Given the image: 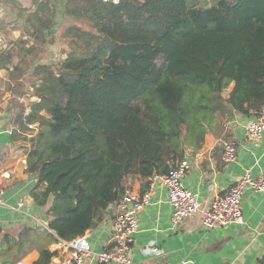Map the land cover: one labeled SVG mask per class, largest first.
Instances as JSON below:
<instances>
[{"label":"trees","instance_id":"trees-1","mask_svg":"<svg viewBox=\"0 0 264 264\" xmlns=\"http://www.w3.org/2000/svg\"><path fill=\"white\" fill-rule=\"evenodd\" d=\"M52 1L27 18L28 53L47 52L57 12L87 18L95 31L73 28L58 68L40 61L31 77L23 64L9 69L11 121L13 138L31 144L37 204L53 197L50 228L71 240L104 220L131 177L145 180L144 192L187 147L201 148L220 116L264 109V0H56L53 9ZM21 48L14 43L5 61ZM50 257L43 251L36 264Z\"/></svg>","mask_w":264,"mask_h":264},{"label":"crops","instance_id":"crops-1","mask_svg":"<svg viewBox=\"0 0 264 264\" xmlns=\"http://www.w3.org/2000/svg\"><path fill=\"white\" fill-rule=\"evenodd\" d=\"M42 2L48 0H0L1 83H7L6 74L12 68V62L5 61V56L11 52L17 39L23 36L28 16ZM52 2L48 3V7L53 9L58 4ZM27 26L30 28L29 22ZM11 97L8 90L3 97L0 96V188L4 189L3 203L0 204V264H36L43 251L51 253L44 264H59L62 256L59 243L62 239L50 228L51 217L47 213L53 197L46 206H39L33 195L37 176L28 171L25 162L31 144L13 138ZM31 99L41 100L36 96ZM41 113L48 116L45 111ZM254 118L255 115L239 113L232 117L220 116V125L206 135L201 148H186L185 158L189 160L190 167L184 184L198 194L203 207L227 192L247 170H251L254 177L264 172V133L259 139H253L247 132V126ZM31 128L33 135L25 133L29 138L39 132V122L32 124ZM226 141L234 142L237 147V157L230 163L222 157ZM144 181L139 176L131 177L129 190L143 194L150 187L149 180L143 192ZM109 209L104 220L84 234L92 245V253L84 264H116L99 263L96 256L113 246L117 204ZM243 213L244 224L206 230L198 214L174 226L167 188L158 182L151 191L150 203L140 214L139 228L129 252L130 264H179L184 260L193 264H258L264 256V191L245 190ZM150 245L156 251H149Z\"/></svg>","mask_w":264,"mask_h":264},{"label":"built area","instance_id":"built-area-1","mask_svg":"<svg viewBox=\"0 0 264 264\" xmlns=\"http://www.w3.org/2000/svg\"><path fill=\"white\" fill-rule=\"evenodd\" d=\"M119 4L121 0H105ZM30 90H34L31 87ZM247 132L253 139H259L264 133V109L255 115L247 126ZM223 160L227 163L237 157V147L232 141L224 143ZM27 163V161L25 160ZM190 167L189 160L184 158L167 173L156 174L150 177V187L143 194H137L129 189L125 196L117 203L118 212L113 223L112 242L110 249H105L96 254L99 263L130 264L132 260L129 252L133 248L135 233L140 224V214L150 203L151 191L156 183L160 182L167 188L169 201L172 207L171 221L177 226L186 218L200 214L202 224L206 230L231 224H244L243 194L247 188L257 192L264 191V172L254 177L251 170L238 179L223 195L215 197L210 205L203 207L198 194L188 189L184 178ZM4 189L0 188V204L3 203ZM23 202L20 203L22 205ZM62 256L59 264H84L86 258L92 253V245L87 236H78L71 240H62L60 243ZM156 251L150 245L149 251ZM165 264H174L168 262ZM179 264H193L184 260ZM258 264H264V256Z\"/></svg>","mask_w":264,"mask_h":264},{"label":"rangeland","instance_id":"rangeland-1","mask_svg":"<svg viewBox=\"0 0 264 264\" xmlns=\"http://www.w3.org/2000/svg\"><path fill=\"white\" fill-rule=\"evenodd\" d=\"M232 1H236V0H232ZM216 2H218V0H207L206 1V3L209 6L212 4H215ZM204 5L205 3H202V6ZM56 17H57V20L59 18H62V22L59 25L58 31L54 33V36L48 38L49 42H48V45L46 46V49H47L46 53L42 52L38 56H35L34 53L32 55L28 53V48L32 47V45L34 44V38L25 31L22 37L25 36L26 38L21 37L17 39V42H15L16 44H19V46L21 44L24 45V48H21L20 50H17V49L14 50L17 55L14 57L11 65L13 67L15 65L23 64L26 69L27 77L32 76V73H33L32 67L35 64L39 63L40 61L51 64L52 66L56 68L60 67L64 63L65 59L67 58L69 54V51L71 50V44L73 42L72 39H76L78 37L77 32L72 31L73 28L80 27L81 29H85V30L88 29L90 31H95V29L92 27V22H90V20L87 18H81V17L76 18V17L68 16L67 14L62 15L60 12L56 13ZM56 24H58V22ZM22 41H26V43L23 44ZM6 75L8 79L7 83L0 82V96L1 97L4 96L6 90H8V92H11V83H10L11 77L9 73H7ZM34 79L35 77H32V80ZM231 89H232V85L227 89L226 94H228Z\"/></svg>","mask_w":264,"mask_h":264},{"label":"water","instance_id":"water-1","mask_svg":"<svg viewBox=\"0 0 264 264\" xmlns=\"http://www.w3.org/2000/svg\"><path fill=\"white\" fill-rule=\"evenodd\" d=\"M61 22H62V18H59V19H58V24H56V25L51 29V32H52V33H56V32L58 31V28H59V25H60ZM109 211H110V209H109Z\"/></svg>","mask_w":264,"mask_h":264}]
</instances>
